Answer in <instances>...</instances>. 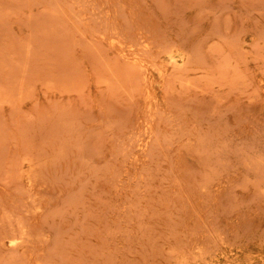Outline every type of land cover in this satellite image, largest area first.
Returning <instances> with one entry per match:
<instances>
[{
	"label": "rangeland",
	"instance_id": "374dc122",
	"mask_svg": "<svg viewBox=\"0 0 264 264\" xmlns=\"http://www.w3.org/2000/svg\"><path fill=\"white\" fill-rule=\"evenodd\" d=\"M0 264H264V0H0Z\"/></svg>",
	"mask_w": 264,
	"mask_h": 264
},
{
	"label": "bare ground",
	"instance_id": "6f19581e",
	"mask_svg": "<svg viewBox=\"0 0 264 264\" xmlns=\"http://www.w3.org/2000/svg\"><path fill=\"white\" fill-rule=\"evenodd\" d=\"M16 237H13L11 240H14Z\"/></svg>",
	"mask_w": 264,
	"mask_h": 264
}]
</instances>
